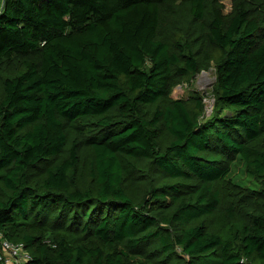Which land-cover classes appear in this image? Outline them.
<instances>
[{"label":"trees","instance_id":"obj_1","mask_svg":"<svg viewBox=\"0 0 264 264\" xmlns=\"http://www.w3.org/2000/svg\"><path fill=\"white\" fill-rule=\"evenodd\" d=\"M210 67V113L171 95ZM2 238L22 264H264V0H0Z\"/></svg>","mask_w":264,"mask_h":264},{"label":"rangeland","instance_id":"obj_2","mask_svg":"<svg viewBox=\"0 0 264 264\" xmlns=\"http://www.w3.org/2000/svg\"><path fill=\"white\" fill-rule=\"evenodd\" d=\"M225 5V10L227 11L230 8L231 0H223ZM214 69L210 67L208 70H204L199 74L195 75L189 82H184L177 85L171 95L175 98L177 97H186L192 91H198L201 95L204 96V102L206 105V114L210 113L213 106V99L210 96V90L212 83L214 81ZM234 178L239 180H245L246 182L253 184V182L248 179V175L245 172V169L242 165L234 166ZM254 185V184H253Z\"/></svg>","mask_w":264,"mask_h":264},{"label":"built area","instance_id":"obj_3","mask_svg":"<svg viewBox=\"0 0 264 264\" xmlns=\"http://www.w3.org/2000/svg\"><path fill=\"white\" fill-rule=\"evenodd\" d=\"M206 113V105H205ZM31 259L22 242H12L5 238L0 242V264H22Z\"/></svg>","mask_w":264,"mask_h":264}]
</instances>
